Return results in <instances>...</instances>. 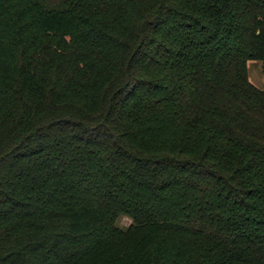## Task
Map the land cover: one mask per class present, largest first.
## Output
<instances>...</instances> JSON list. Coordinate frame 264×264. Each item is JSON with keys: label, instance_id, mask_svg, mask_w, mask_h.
Instances as JSON below:
<instances>
[{"label": "trees", "instance_id": "16d2710c", "mask_svg": "<svg viewBox=\"0 0 264 264\" xmlns=\"http://www.w3.org/2000/svg\"><path fill=\"white\" fill-rule=\"evenodd\" d=\"M249 61L264 0H0V264H264Z\"/></svg>", "mask_w": 264, "mask_h": 264}, {"label": "rangeland", "instance_id": "374dc122", "mask_svg": "<svg viewBox=\"0 0 264 264\" xmlns=\"http://www.w3.org/2000/svg\"><path fill=\"white\" fill-rule=\"evenodd\" d=\"M261 63L256 61H249L247 63L248 69V79L251 84L257 88H262L264 85V78L261 73ZM118 226L121 228H126L130 224V220L127 218H121L118 221Z\"/></svg>", "mask_w": 264, "mask_h": 264}]
</instances>
